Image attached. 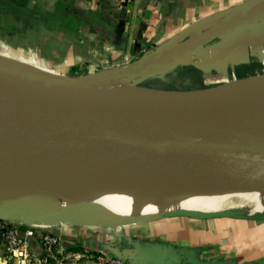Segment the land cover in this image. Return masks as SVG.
Returning a JSON list of instances; mask_svg holds the SVG:
<instances>
[{
  "label": "water",
  "instance_id": "1",
  "mask_svg": "<svg viewBox=\"0 0 264 264\" xmlns=\"http://www.w3.org/2000/svg\"><path fill=\"white\" fill-rule=\"evenodd\" d=\"M263 9L264 0L250 2L194 35L95 75L64 77L0 58V217L124 227L213 216L119 217L55 191L75 172L203 177L264 189V74L198 91L136 87L191 60L242 22L262 18ZM127 85L135 89L122 92Z\"/></svg>",
  "mask_w": 264,
  "mask_h": 264
},
{
  "label": "crops",
  "instance_id": "2",
  "mask_svg": "<svg viewBox=\"0 0 264 264\" xmlns=\"http://www.w3.org/2000/svg\"><path fill=\"white\" fill-rule=\"evenodd\" d=\"M248 0H0V58L64 77L139 60L245 8ZM204 90L264 74V18L247 20L200 50ZM205 74V73H204ZM260 208V209H259ZM61 243L47 251L26 238L25 264H264V206L213 216H175L124 227L47 226ZM87 237V238H86ZM0 264H20L0 234Z\"/></svg>",
  "mask_w": 264,
  "mask_h": 264
},
{
  "label": "bare ground",
  "instance_id": "3",
  "mask_svg": "<svg viewBox=\"0 0 264 264\" xmlns=\"http://www.w3.org/2000/svg\"><path fill=\"white\" fill-rule=\"evenodd\" d=\"M134 89L127 85L121 91ZM261 187L214 178L110 169L75 172L55 191L73 202L100 204L119 217L140 218L181 211L217 215L226 208L242 206L246 198L235 201L239 194L263 199Z\"/></svg>",
  "mask_w": 264,
  "mask_h": 264
},
{
  "label": "rangeland",
  "instance_id": "4",
  "mask_svg": "<svg viewBox=\"0 0 264 264\" xmlns=\"http://www.w3.org/2000/svg\"><path fill=\"white\" fill-rule=\"evenodd\" d=\"M260 17L263 18L264 15H260ZM197 60V57L194 59L192 58L191 60L171 67L170 69L157 74L152 78L143 79L136 83V87L145 90L156 89L169 91H194L202 87L204 81L203 77L206 75V72H204L205 74L199 73L196 71L197 69L192 66L193 62H196ZM250 197L251 196H249V193L239 194L237 197H235V201L246 198V201L242 203V206L239 205L233 208H226L222 213L235 210L247 211L250 208L255 209V207H260L261 205L264 206V198L261 200H252Z\"/></svg>",
  "mask_w": 264,
  "mask_h": 264
},
{
  "label": "built area",
  "instance_id": "5",
  "mask_svg": "<svg viewBox=\"0 0 264 264\" xmlns=\"http://www.w3.org/2000/svg\"><path fill=\"white\" fill-rule=\"evenodd\" d=\"M253 2L256 0H248ZM25 223L14 222L0 217V234L4 239L7 249L18 259L20 264H25L28 259V250L26 242H21L16 234L17 230L22 227L25 228L26 238L38 236L40 237L43 247L47 251H52L61 243L59 236L49 232L48 230H36L33 228H26ZM102 264H125L122 260L110 257H99Z\"/></svg>",
  "mask_w": 264,
  "mask_h": 264
}]
</instances>
